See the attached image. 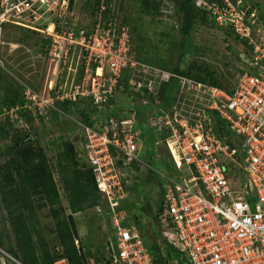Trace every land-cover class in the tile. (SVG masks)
<instances>
[{"label":"built area","instance_id":"built-area-1","mask_svg":"<svg viewBox=\"0 0 264 264\" xmlns=\"http://www.w3.org/2000/svg\"><path fill=\"white\" fill-rule=\"evenodd\" d=\"M61 2L66 0H0V67L5 69L4 26L10 24L51 38L48 60L55 70L63 66V73L69 74L72 62L77 68L68 89L46 84L41 95L26 88L23 108L34 116L50 111L62 114L57 102L90 97L102 112L117 92L148 95L151 98L143 100L147 120L154 132L167 130L165 142L176 170L173 175H162L166 184L157 227L165 264H264V20L258 10L246 7L245 0L195 2L219 27L232 28L246 41L247 50L240 55L243 73L227 91L132 59L130 28L112 18L105 20V5L88 29L61 22L51 23L52 32L40 28L36 22L40 14L49 11L57 19L65 16L69 0L66 10L58 13ZM124 77L125 84L121 83ZM172 82L171 103L158 108L162 87ZM17 109L4 115L20 119L14 114ZM126 112L128 116H109L95 128L72 119L85 137L81 153L107 204L106 214L97 210L103 211V221L109 220L113 229L106 237L101 261L159 264L123 208L128 193L121 169L141 162L137 113L135 108ZM123 223L132 228L126 229ZM165 245L177 255L167 258ZM55 264L69 262L61 258Z\"/></svg>","mask_w":264,"mask_h":264},{"label":"trees","instance_id":"trees-1","mask_svg":"<svg viewBox=\"0 0 264 264\" xmlns=\"http://www.w3.org/2000/svg\"><path fill=\"white\" fill-rule=\"evenodd\" d=\"M170 1L174 5L176 4L175 14H182L183 31L187 35H190L196 27L226 29L227 32H232L235 40L242 44L244 50H247L245 48L247 45L246 41L241 40L232 28L219 27L209 16L208 12L196 7V0ZM231 1L236 3V0ZM113 3L114 0H87L85 9L91 20L84 24L83 22H73L72 14L75 0H69L68 11L65 16L57 19L55 15H52L54 18L51 23L58 24L61 22L62 24L76 25L77 27L85 25V28L88 29L90 27L88 24L97 15L101 5L106 6V11L104 12L105 20L115 17L111 9ZM140 3L141 11L146 16L160 17L164 12V1L162 0H140ZM253 6L255 7V5ZM254 7L252 9H257ZM260 18L264 20V16L260 15ZM122 24L129 26L131 36L129 20L125 19ZM38 26L44 29L47 25L38 24ZM4 29L5 41L7 40L5 35L12 29L26 31L31 34L39 33V31L10 24L5 25ZM58 30L60 31V27H58ZM46 37L43 42L46 46L45 55L47 58L51 38ZM6 46H9L8 42L4 46L3 52ZM154 65L163 70L185 75L227 91L234 87L229 88L223 85L220 79L221 77L224 78V74L218 76L216 71L211 70L207 65L197 67L194 64L190 69L181 67L180 64L172 67L166 62H159ZM242 73L243 71L241 70L240 75ZM121 83H126L125 77ZM22 89L23 91H21ZM173 89L174 82L162 87L159 93V98L162 102L157 104L158 108L167 107L171 103ZM125 92L128 93L127 90ZM148 97V95L140 93L133 94L129 97L133 100L128 99L129 102L126 103L116 102L117 97H115L110 100L108 109H103L102 112H99V107L94 104L92 98H78L76 101L57 102L62 114L50 111L47 115L34 116L32 111L23 108L26 104L23 85L17 83L14 76L0 67V141L10 140V144L1 153L4 161L0 162V249L8 255L6 256L0 252V264H16L15 261L20 264H55L61 258H66L69 264H88L89 261L93 260L96 262L101 261L102 253L94 254L89 248L85 249L79 244L78 230L73 216L98 207L105 213L107 205L102 194L97 189L93 171L81 153V146L85 143V137L82 133L80 134V144H78L79 139L69 141L62 137L53 141L56 148V163L54 165L40 145L36 135H32L27 130H20L21 132L13 134L15 132L13 126L15 123L11 122L13 120L11 115H4L5 111L10 112L18 108L14 114L20 118L18 122L25 120L27 126L28 124L33 126L35 122L44 124L48 120L58 121L61 116L75 127H78V125L72 119H78L83 124L95 128L105 118L109 116L116 118L128 116V110L135 108L137 122L141 124L146 121L147 116L143 100L148 99ZM132 105L134 106L132 107ZM123 111H127V114H123ZM55 171L59 174L67 207L64 206L58 183L55 180ZM174 173L175 171L171 175ZM135 190L136 186L129 195L131 197L130 200L127 199V203L123 208L127 210L130 220L133 219L135 224L133 226L137 228L140 219L139 211L141 210L144 214H147L146 207L150 204V201L148 199L144 200L143 196L138 197L135 194ZM163 196L164 190L158 194V206L156 214L153 216L156 221V227L159 215L163 211ZM138 198L141 201L144 200L140 209L136 206ZM45 209L48 210V215L54 221L55 228L53 233H55L56 239L53 246L44 238L37 220L39 211ZM68 210L70 214H66ZM138 227L141 228L140 226ZM139 228L137 229L141 234L146 249L153 256L158 257L157 263L165 264L166 259L160 255V232L153 229V224L150 225L153 235H150L147 230L144 231ZM164 250L167 253V258L177 255L175 250L168 245L164 246Z\"/></svg>","mask_w":264,"mask_h":264},{"label":"rangeland","instance_id":"rangeland-1","mask_svg":"<svg viewBox=\"0 0 264 264\" xmlns=\"http://www.w3.org/2000/svg\"><path fill=\"white\" fill-rule=\"evenodd\" d=\"M162 1H164L163 14L160 17H150L142 13L140 0H114L111 7L115 16L113 19L117 23L125 19L130 22L131 45L128 49L130 57L153 67H157L154 64L159 62L169 63L172 67L180 64L181 67L188 69L194 64L197 67L207 65L211 70H215L218 76L224 74V78L221 77L220 82L232 88L240 77V71L244 68L240 59L244 47L239 41L235 40L234 34L227 32L226 29L217 27H196L190 35H187L183 31L182 14H175L176 4L174 5L170 0ZM245 2L246 7L252 8L255 5L254 8H257L258 16H264V0H245ZM86 3L87 0H75L72 14L73 22L85 23L91 20L85 9ZM66 4L67 0L66 3L61 2L57 12L65 11L66 7L64 5ZM47 13L36 16V22L39 25H47V31L50 32L51 21L54 17L51 15L53 12L48 11ZM39 33L31 34L26 31L12 29L5 35L6 41L12 44L13 50L11 51L8 48L9 46H6L3 52V64L5 70L15 77L16 82L23 85L24 95L26 88H30L42 95L45 92L46 84H48V88H50V85H62V87L68 89L73 83L77 70L74 62L69 66V74L63 73V66H61V69L55 70V65L50 64L48 57L46 58L45 55L46 46L43 41L47 35ZM131 95H133L131 92H117L116 102H129L128 99L133 100L129 98ZM18 121L16 118L11 121L15 123L13 125L15 132L13 134L21 132L20 130H27L32 135H36L40 145L54 165L56 163V148L53 141L62 137L69 141L79 139L78 144H80V129L61 116L58 121L48 120L44 124L35 122L33 126L31 124L27 126L25 120L22 122ZM99 125L100 123L97 126ZM154 128L151 122L147 120V117L146 121L136 124V142L140 147L141 162L131 168L121 169L128 196L136 186L135 194L138 197L143 196L144 200L148 199L150 201V204L146 207V212L150 217L148 218V215L140 210V219L137 225V228L140 226L141 228L139 229L147 230L150 235H153L150 229L151 224L154 225V230L160 232V229L155 226L156 221L153 216H155L158 206V194L163 191L161 186L166 184L162 175L165 176L173 173V171L176 172L171 153L165 142L168 132L165 129L154 132ZM156 142L158 143L157 145ZM9 144L10 140L0 141V162L4 161L1 153ZM227 164L238 171V168H235L230 161H227ZM54 176L58 183L64 206L67 207V201L57 171H55ZM144 200L141 201L138 198L136 205L138 209L141 208L140 206ZM102 212L93 208L73 216L78 230L79 244L85 249L90 248V251L94 254L101 253L102 237H108L113 233L109 220L103 221ZM66 214H70V211L68 210ZM37 220L44 238L53 246L56 239L55 233H53L55 226L54 221L48 215V210L39 211ZM130 221V224L135 226L133 219ZM123 225L128 230L132 228L127 223H123ZM102 253H106L105 248L102 249ZM98 264L104 263L99 261Z\"/></svg>","mask_w":264,"mask_h":264},{"label":"crops","instance_id":"crops-1","mask_svg":"<svg viewBox=\"0 0 264 264\" xmlns=\"http://www.w3.org/2000/svg\"><path fill=\"white\" fill-rule=\"evenodd\" d=\"M161 188H162V186H161ZM163 190H164V188H163ZM128 198H130V196H128ZM128 198H127V199H128ZM128 200H130V199H128ZM126 203H127V200H126L125 204H126ZM102 239H103V242L101 243V247H100V248H101V253H102V249L104 248L103 245L105 244V240H106V238H105V237H104V238L102 237ZM89 249H90V248H89ZM102 254H103V253H102ZM103 255H104V254H103Z\"/></svg>","mask_w":264,"mask_h":264},{"label":"water","instance_id":"water-1","mask_svg":"<svg viewBox=\"0 0 264 264\" xmlns=\"http://www.w3.org/2000/svg\"><path fill=\"white\" fill-rule=\"evenodd\" d=\"M184 262L188 263L186 256L183 257Z\"/></svg>","mask_w":264,"mask_h":264},{"label":"bare ground","instance_id":"bare-ground-1","mask_svg":"<svg viewBox=\"0 0 264 264\" xmlns=\"http://www.w3.org/2000/svg\"><path fill=\"white\" fill-rule=\"evenodd\" d=\"M51 26H52V25H51ZM51 26H50V29H49L50 32H51V30H52V28H53V27H51Z\"/></svg>","mask_w":264,"mask_h":264}]
</instances>
